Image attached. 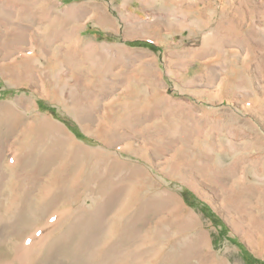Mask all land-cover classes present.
<instances>
[{
	"label": "rangeland",
	"instance_id": "1",
	"mask_svg": "<svg viewBox=\"0 0 264 264\" xmlns=\"http://www.w3.org/2000/svg\"><path fill=\"white\" fill-rule=\"evenodd\" d=\"M239 245L264 262V0H0V264Z\"/></svg>",
	"mask_w": 264,
	"mask_h": 264
},
{
	"label": "trees",
	"instance_id": "2",
	"mask_svg": "<svg viewBox=\"0 0 264 264\" xmlns=\"http://www.w3.org/2000/svg\"><path fill=\"white\" fill-rule=\"evenodd\" d=\"M131 45L144 46V47H147V48L154 50V51L159 50L156 45H154L152 42H149V41L135 40V41L131 42ZM38 105L40 106L41 109L49 111L52 115L57 117V110L54 107L44 106L41 101L38 102ZM72 129L75 131L77 136H79L80 138H85L79 132H77L75 130L76 129L75 126ZM239 246L242 249L244 257L249 259L250 262H252V263L254 262L253 264H264V262L256 261V259H253L250 252H248V250L244 246H242V245H239Z\"/></svg>",
	"mask_w": 264,
	"mask_h": 264
},
{
	"label": "bare ground",
	"instance_id": "3",
	"mask_svg": "<svg viewBox=\"0 0 264 264\" xmlns=\"http://www.w3.org/2000/svg\"><path fill=\"white\" fill-rule=\"evenodd\" d=\"M21 29H22V28H21ZM19 35H20V37H21V34H19ZM17 38H18V37H17ZM19 39H20V38H19ZM19 39H18V40H19ZM11 44H12V43H11ZM15 68H16V67H15ZM24 70H25V69H24ZM25 72H26V71H25Z\"/></svg>",
	"mask_w": 264,
	"mask_h": 264
},
{
	"label": "crops",
	"instance_id": "4",
	"mask_svg": "<svg viewBox=\"0 0 264 264\" xmlns=\"http://www.w3.org/2000/svg\"><path fill=\"white\" fill-rule=\"evenodd\" d=\"M10 81H11V80H10ZM12 81H15V80L12 79Z\"/></svg>",
	"mask_w": 264,
	"mask_h": 264
}]
</instances>
